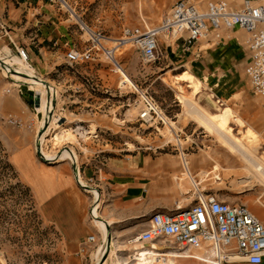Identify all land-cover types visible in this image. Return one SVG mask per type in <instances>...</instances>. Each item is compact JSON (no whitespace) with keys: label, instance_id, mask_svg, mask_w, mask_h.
I'll return each instance as SVG.
<instances>
[{"label":"rangeland","instance_id":"1","mask_svg":"<svg viewBox=\"0 0 264 264\" xmlns=\"http://www.w3.org/2000/svg\"><path fill=\"white\" fill-rule=\"evenodd\" d=\"M176 1L67 0L91 31L103 33L110 40L119 37L123 29L127 27L139 26L144 29L158 26ZM198 1L206 6L216 0ZM225 1L235 5V1ZM260 2L264 3V1ZM50 5L54 6L59 14L68 20L67 24L71 25L72 42L78 47L86 46L91 36L89 31L78 23L70 11L61 4ZM160 40L164 56L156 63H145L139 50L132 44L126 45L122 49L119 59L127 76L114 72L106 58L102 57V61L99 62L100 74L103 79H109L115 95L108 105L107 101L103 100L106 94L101 92L102 89L98 91L99 93L96 92L101 96L100 103H103L102 101L105 103L99 104L97 106L99 108L93 111L85 103L72 101L77 100L79 95L83 97L88 94L82 88L78 89L80 93L76 97L70 98V95H73V92L70 91L72 90L70 89L72 79L66 78L64 81L62 79L61 86L57 81L54 82L55 78H49V75L36 71L35 75L44 80L45 84L51 86V93L54 89L51 95L53 100L50 99V109L48 106L45 107L44 100L50 94L48 88L32 78L34 69L22 57L18 56L17 52H13L12 49L5 52L9 48V43H2L0 40V58L5 63L0 64V264H97V260L104 250L106 251L101 256L103 258L101 264H106V261L107 264H122L124 261L134 263V248L145 243L142 242L143 240L136 241V239L142 230L147 228V219L143 222L145 224L139 223L136 232L132 234L109 232L108 241L110 239L111 248L107 247V240L101 233L100 236L103 239L97 233H92L96 236V242L87 244L83 255H77L76 251L69 247L66 236L59 231L55 224L45 218L38 198L14 162V154L19 148L27 145L35 151L43 165L55 166L58 161L72 160L70 156L73 155L68 149L65 150L70 151V156L61 155L57 161L52 163L43 159L36 152L39 127L42 120H47L45 114L52 111L53 104L55 110L51 117L53 118L57 114L62 116L61 113H63L67 121L66 129L75 127L73 123L77 122L76 119H84L86 121L82 123L84 126L91 122L98 123L100 132L98 138L95 136L89 140L76 134L82 143V146H78L73 141L77 145L70 143L69 139L59 143L53 141V130L48 125L40 144L46 152L51 155L61 147L72 146L77 148L78 154L76 155H79L81 161L92 158L99 150H105L107 154L118 156L123 154L125 149L134 150L140 145H154L157 142L161 144L173 140L174 137L170 132L173 122L179 121L176 126L173 125V128H181L178 132L182 137L184 127L191 121L183 117L185 104L179 100V96H192L194 89L188 82L177 80L174 76L188 71L202 81L203 91L195 94L194 99L196 98L206 108L209 106L208 109L213 112H216L218 107H231L234 114L242 118L246 125V127H241L233 121L231 124L234 128L233 133L244 138L246 128H251L260 136V142L264 145V102L260 96L255 94L247 73L251 55L245 42L244 31L235 29L229 34H225L220 42L201 41L194 48L191 47V51L188 52H181V49L174 51V48L177 47L176 44H179L178 41L175 42V37L161 36ZM105 44L109 47L114 46L111 41H106ZM84 76L88 75L84 74ZM122 80L128 84L121 95L122 89H119V86ZM82 82L88 85L86 79H83ZM201 94L205 95L204 98ZM210 94L226 104L221 106V103L210 102L208 100ZM35 97L40 100V106H36L37 99ZM248 98L252 101L244 100ZM234 99H243V101H237L243 103L232 105ZM150 100L154 101L159 106L161 113L164 112L167 116V118L163 116L166 123L155 125L161 129V134L154 128L146 130V134L153 133L152 137H155L156 141L143 135L145 134L143 131L148 126H141L138 122V115L145 102ZM206 102L210 105H206ZM248 102L254 104H247ZM109 111L111 113H108ZM115 118L123 123L119 124L114 120ZM63 122L64 119L60 123ZM181 137L178 138L182 139ZM218 140L220 141L219 138ZM248 140L246 138L247 142H245L249 146H261L256 144L255 139ZM180 142L184 144L183 140ZM172 143L176 144V141L173 140ZM219 143L223 144L221 141ZM232 151L235 155V151ZM24 171L27 177L30 171L27 169ZM213 177L214 173L206 182L201 180L203 182L201 186L211 189L214 194H224L226 199L230 198V194L233 192H230L224 182L215 181ZM83 182L85 181L83 180ZM79 187L84 193L82 198L88 200L90 210L88 209L86 213L92 220L90 217L93 206H91V194L97 200L100 198L99 194L87 192L85 188ZM95 214L99 216L96 210ZM94 222L98 226L102 221L95 219ZM145 244L154 245V247L164 246L165 251L178 250V246L168 238H160Z\"/></svg>","mask_w":264,"mask_h":264},{"label":"crops","instance_id":"2","mask_svg":"<svg viewBox=\"0 0 264 264\" xmlns=\"http://www.w3.org/2000/svg\"><path fill=\"white\" fill-rule=\"evenodd\" d=\"M231 1H235L236 7L244 2V0ZM252 1L263 3L260 1L264 0ZM67 21L54 6L46 1L0 0V40L2 43H9V48L5 52L12 49L22 57L18 49H23L29 56V60L26 61L34 71H41L49 75V78H55L54 82L57 81L59 85L62 79L63 81L66 78L72 79L70 91L73 95H70V98L76 97L80 93L78 89L82 88L88 92L83 96L85 98L79 95L77 100L72 101L85 103L91 111L99 108L97 107L99 104L105 103L104 101L100 103L101 96L97 94L101 89V92L106 94L103 100L109 105V101L112 102L115 94L109 79L105 80L101 76L98 62L74 68L66 67V53L73 47H78L72 42L71 25L67 24ZM232 31H227L225 34ZM178 42L174 51L181 49V52H188L191 51V47L194 48V46H185L182 40ZM83 79L87 80L88 85L81 83ZM119 89H121L120 86ZM120 92L122 95L123 92ZM244 100L252 101L249 98ZM218 101L221 105L226 104V102ZM237 101H243V99H234L231 104L243 103ZM44 102L45 107L48 106V98H45ZM61 115L64 114L61 113ZM57 116L61 118L58 114ZM63 119L66 122V118H61ZM114 120L119 124L123 123L118 118ZM75 121L77 122L73 123L75 127L73 126L72 130L76 137V134H79L81 138H86L85 140L95 136L98 138L100 132L98 123L94 122L98 125V129L91 135L90 124L84 126L82 124L86 122L84 119ZM170 128L176 144L170 140L167 143L140 145L134 150L125 149L123 150L125 152L118 156L99 150L86 161H81L77 155L81 179L95 188L100 197L97 200L91 194V206L97 205L96 212L99 213L100 219L108 223L109 232L132 234L136 232L139 223L145 224L144 220L147 219L148 223H146L149 224V218L155 211L191 206L197 200L200 191L214 194L211 189L201 186L203 182L211 178L213 173L215 181L224 182L230 192H233L230 198H227L230 200H227L224 194H215L218 199L231 204L245 205L264 224V145L262 142L259 140L256 143L261 146H249V144L245 147L237 146L236 149H238L234 155L229 146L219 143L217 135L208 133L194 121L184 127L182 137L178 132L181 128L175 129L173 126ZM160 130L159 128L158 133ZM83 132L86 134H82ZM144 132L145 137L155 140V137H152L153 133L146 134V130ZM67 137L68 130L63 140ZM77 138L78 146H82L79 137ZM180 140H183L184 144ZM70 143L77 145L72 141ZM67 147L78 154L76 147ZM63 148L55 152L58 153ZM14 162L26 183L33 189L47 221L55 224L66 236L69 247L76 251L77 255H83L80 252L82 244L92 233L100 236L98 228L100 224L97 226L86 213L88 209L90 210L89 203L87 199L82 198L84 193L74 176L72 161H58L55 166L43 165L35 151L24 145L15 152ZM24 169L30 171L27 177ZM79 191H81L80 194ZM104 221L101 223L106 224ZM159 248V253H166V257L168 252H172L162 251L161 246ZM197 253L205 257L210 255L202 251ZM176 258L204 262L194 256ZM206 258H208L206 261L213 264L209 256ZM156 261V263L163 262H159L157 256ZM224 264L250 263L237 260ZM261 264H264V258Z\"/></svg>","mask_w":264,"mask_h":264},{"label":"built area","instance_id":"3","mask_svg":"<svg viewBox=\"0 0 264 264\" xmlns=\"http://www.w3.org/2000/svg\"><path fill=\"white\" fill-rule=\"evenodd\" d=\"M37 1L63 6V0ZM235 29L244 31L246 35L245 42L251 55L247 73L255 94L264 102V3L252 0H244L238 7L225 0L213 1L206 6L198 0H177L158 26L144 29L127 27L113 39L112 47L105 44L109 40L106 35L93 32L86 46L68 50L65 65L74 68L99 63L104 56L113 71L121 73L124 68L119 56L126 45L135 46L145 63H156L164 56L161 36L175 37V41L182 40L185 46L190 47L204 40L220 42L225 32ZM18 53L24 60H29L23 49H18ZM121 82L120 88L124 92L128 82ZM163 116L167 118L150 100L145 102L138 122L148 126L145 130L154 128L158 131L155 125L166 123ZM80 178L79 171L77 183L84 188ZM96 207L93 205L90 212L92 220L97 217L94 214ZM139 238L145 242L168 238L183 252L214 251L215 258L222 264L230 262L233 257L250 264H261L264 258V224L261 220L245 205L222 201L215 194L204 191L198 193L191 206L153 212ZM95 242L96 236H89L80 252H85L86 245Z\"/></svg>","mask_w":264,"mask_h":264},{"label":"bare ground","instance_id":"4","mask_svg":"<svg viewBox=\"0 0 264 264\" xmlns=\"http://www.w3.org/2000/svg\"><path fill=\"white\" fill-rule=\"evenodd\" d=\"M62 4H63V7L64 8H66L68 11H70V13L72 14L73 18L78 23L82 24L89 31L90 35H92L93 31H91L86 26V24L84 23L82 17L78 13H76V11L69 5V3L67 2V0H63L62 1ZM107 41H111V42L114 43V41L113 40H110V39L107 40ZM0 64H5L1 60V58H0ZM6 66L8 68H10V66H8L7 64H6ZM4 68L8 71V69L6 67H4ZM12 71H15V70L12 69ZM35 73L36 72L34 71L32 78L35 79V80H37L42 85L46 86V84L44 83L45 81L39 79L38 76L35 75ZM121 73L123 74V76H127L126 73L124 72V70H122V69H121ZM174 78L177 79V80H180V81L188 82L190 84V87H192L194 89V92H193V95L192 96H184V95H180L179 96L180 97L179 100H181V102H183L185 104V107L183 106L184 107V110H185V112L183 114V117L184 118L189 119V121H194L199 126L205 128V130L208 133L213 134V135H217L218 138L220 139V141L223 144L229 146L230 147V150L232 149L235 152L238 149V148L236 149L237 146L245 147V145H248V143H246L247 142L246 141V138H248L249 140L255 139L254 141L256 143L259 142L260 139H259L258 134L256 132H254L251 128H246V130L244 131V135H245L244 138H242L241 136L238 137L237 135H235L233 133L234 128L231 125L233 121L236 122L241 127H245V122L241 118L237 117L234 114L233 110L230 107H227V106L226 107H218L217 111L216 112L215 111L213 112V111H210L208 109L209 106H208V108H206V106L204 107L203 105H201L196 98L194 99V97H195L194 95L195 94H199L200 92L203 91L202 90V81L199 80L198 78H196L195 75H193V74L189 73L188 71H186L184 73H181L179 75L174 76ZM124 82L125 81L123 80L122 83H124ZM23 86L26 87L25 85H23ZM28 86H30V85H28ZM46 87L48 88V86H46ZM179 87H181V85ZM181 89H182L181 91H183V88H181ZM50 91H51V89L49 90V88H48V92L49 93H50ZM53 91H54V89H52V93H53ZM178 93H177V96H178ZM180 93H182V92H180ZM49 95L50 94H48V102L47 103H48V107L50 109V97H49ZM204 96L202 95V98H204ZM204 100H206V99H204ZM208 100L210 102L214 103V104H219V101L214 98V95L213 94L208 95ZM206 103H207L206 105L209 104L208 102H206ZM37 106H40V105H37ZM221 106H223V105H221ZM213 108H212V110H213ZM54 110H55V106L53 104V109L49 113H53ZM46 115L47 114H45V116ZM179 116H181V115H179ZM51 118L52 117L50 115L49 121H46L45 119L42 120L41 126L39 127V134L37 136V139L40 140V142L38 143V146H39L38 152H41L43 158L45 160L50 161V163L57 161V159L60 158L61 155H63V156H70V153H69L70 151H71V153L73 155V156H70V158H72V160H75V159L77 160L76 153L73 150H71V148H69V147H64L58 153H56L54 155H50V153L46 152L45 149L40 145L41 144V138H42L45 130L47 129L48 125L53 130L52 131L53 132V139H52L53 141H56L57 143L61 142L63 140V138L65 137V134H67V130H68V137L66 139H69V140H71V141L79 144L78 138L73 133L74 132V130H72L73 128H68V129L65 128V125L67 124V121L64 122V123H60L61 122V118H65V116H61V118L58 117V116H54L52 118V120H51ZM177 122H179V121H177ZM177 122H173L172 124L176 126V123ZM89 124H90V126H89V128H90L89 133H91V135L92 134H95L96 131H97V129H98V125L96 123H94V122H91ZM173 125H171V126H173ZM241 127H240V130H241ZM41 130H43L42 131L43 134L40 133ZM82 134H84V132ZM65 149H68L70 151L65 150ZM36 150H37V147H36ZM80 180H81L80 182H82V184L85 187H87V188H85V190L87 192L88 191L89 192H93V194L98 193L95 188H93V187H91L89 185H86V183L83 182V180L81 178H80ZM96 208L94 209V214H95ZM95 219L96 220L104 221V220L100 219L99 216H97ZM99 229H100V233L102 234L103 238H105L107 240L106 241L107 247L110 248L111 245L108 242V238H109V225H108V223H106V224L101 223L99 225ZM136 241H141V240L138 237L136 239ZM142 242H145V241H142ZM145 243H149V242H145ZM145 243L144 244L137 245L134 248V252L132 251L134 253V255H135V257H134V261L135 262L134 263H131V262H128V261H124L122 264H211L210 261H206L208 259L206 257H208V256H209V258L212 259L213 264H222L221 261H220V259H216L215 258L216 253L214 251H210L209 252L210 255H208V256L205 257L201 253H197L196 250H195L196 252L195 251L183 252V251H181V250L178 249V250H174L172 252H168L167 253L168 254L167 255L168 257H166V253H161V252L159 253V250H158L159 247H156V246L154 247V245L152 246V245H148V244H145ZM165 249L166 248L164 246H161V250L162 251H164ZM104 251H106V250H104ZM103 252H102V254H103ZM170 253H172V254H170ZM102 254L99 256V258L97 260L98 261L97 264H101L102 263V261H103V258L101 257ZM156 256H157V259H158L159 262H162V261L163 262L162 263H156L157 262L156 261ZM187 256L188 257L194 256L195 258H198L200 260H204V262H201L199 260H193L192 261V259L176 258V257H187ZM237 260H240V258L239 257L230 258V262L231 261H237Z\"/></svg>","mask_w":264,"mask_h":264},{"label":"water","instance_id":"5","mask_svg":"<svg viewBox=\"0 0 264 264\" xmlns=\"http://www.w3.org/2000/svg\"><path fill=\"white\" fill-rule=\"evenodd\" d=\"M45 83V82H44ZM46 86H48V88H49V90L51 89V86L49 85V84H46ZM51 95H52V93H51V91H50V95H49V97H50V99H52L53 100V98L51 97ZM37 99V98H36ZM37 105H40V101L37 99L36 100V106ZM50 115L51 116H53V113H49V114H47L46 116H47V120L46 121H49V119H50ZM45 127V126H44ZM43 130H41V134H43V132H42ZM40 142V140H38L37 139V144H36V147H37V150H36V152H37V154L38 155H40L42 158H43V156H42V154H41V152H38V148H39V146H38V143ZM44 159V158H43ZM46 161H48V160H46ZM48 162H50V161H48ZM72 164H73V170H74V176H75V178H76V180L78 181V179H79V168H78V163H77V160L75 159V160H72ZM84 188H87V187H84ZM109 244H110V239H109Z\"/></svg>","mask_w":264,"mask_h":264}]
</instances>
